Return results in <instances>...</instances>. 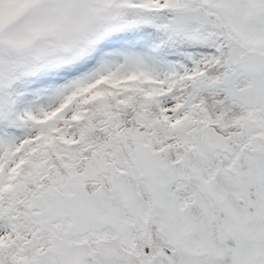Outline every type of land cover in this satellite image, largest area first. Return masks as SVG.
Returning <instances> with one entry per match:
<instances>
[{"label": "snow or ice", "instance_id": "obj_1", "mask_svg": "<svg viewBox=\"0 0 264 264\" xmlns=\"http://www.w3.org/2000/svg\"><path fill=\"white\" fill-rule=\"evenodd\" d=\"M0 264H264V0H0Z\"/></svg>", "mask_w": 264, "mask_h": 264}]
</instances>
